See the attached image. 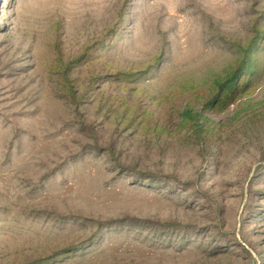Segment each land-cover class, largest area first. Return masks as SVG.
I'll return each instance as SVG.
<instances>
[{
  "label": "rangeland",
  "instance_id": "1",
  "mask_svg": "<svg viewBox=\"0 0 264 264\" xmlns=\"http://www.w3.org/2000/svg\"><path fill=\"white\" fill-rule=\"evenodd\" d=\"M0 264H264V0H0Z\"/></svg>",
  "mask_w": 264,
  "mask_h": 264
}]
</instances>
